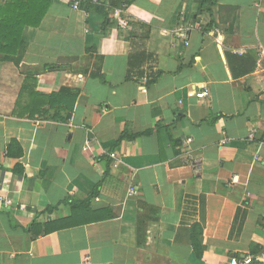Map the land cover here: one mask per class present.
<instances>
[{"label": "crops", "instance_id": "crops-1", "mask_svg": "<svg viewBox=\"0 0 264 264\" xmlns=\"http://www.w3.org/2000/svg\"><path fill=\"white\" fill-rule=\"evenodd\" d=\"M48 1L20 61H0V264L264 252V0H96L107 19ZM60 88L78 91L69 116L29 95Z\"/></svg>", "mask_w": 264, "mask_h": 264}, {"label": "trees", "instance_id": "trees-1", "mask_svg": "<svg viewBox=\"0 0 264 264\" xmlns=\"http://www.w3.org/2000/svg\"><path fill=\"white\" fill-rule=\"evenodd\" d=\"M132 0H115V8L125 10L126 6L131 3ZM48 0H0V61H8L17 64L25 50L26 43L23 40V32L26 28H37L46 12L49 8ZM86 12H94L101 14L107 19V12L104 11L102 5L93 0H83L81 6ZM149 33V26L144 23H136L131 27V36L139 37L140 39L146 38ZM61 67L59 64L44 65L41 70L53 71L59 70ZM32 74V73H28ZM98 76L100 77L99 73ZM129 78V74L127 76ZM78 91H71L66 88H60L57 92L51 94H39L32 91L29 93L41 100L43 106H49L56 111L67 110L68 116L70 115ZM47 112V111H45ZM67 116V117H68ZM53 118H56L54 114ZM84 202L74 203V206L85 207ZM73 206V205H72ZM73 206V208H74ZM34 226L33 228H35ZM196 229L202 231V226L197 225ZM47 229H45V232ZM40 231L34 230L33 235L38 236ZM193 241V240H192ZM197 243H194L195 255L199 256L201 249L199 250ZM256 262L252 261L251 263Z\"/></svg>", "mask_w": 264, "mask_h": 264}, {"label": "built area", "instance_id": "built-area-1", "mask_svg": "<svg viewBox=\"0 0 264 264\" xmlns=\"http://www.w3.org/2000/svg\"><path fill=\"white\" fill-rule=\"evenodd\" d=\"M83 0H71V7L72 8H75V9H78L80 8L81 4H82ZM93 2H96V0H93ZM117 14V13H116ZM118 23L119 25L121 26H126L127 25V22L124 18H118ZM177 34L180 35L181 37H185V32H186V28L184 26H179L177 29ZM208 95V89L206 87H203L201 88L200 90H195L194 88L188 90L186 92V96L188 98H196V99H202V98H205L206 96ZM253 134H250L249 137H252ZM187 142H190L191 141V138H187L186 140ZM228 139H223L222 140V143H225L227 142ZM109 156L111 158H115L116 157V154L114 152H110L109 153ZM194 162H196L194 159L193 161L189 162L191 164H195ZM195 170H198L197 168H195ZM237 180V176H233L231 178V182H236ZM138 194V190L136 187H131L129 190H128V195L129 196H135ZM0 201L3 202L5 205H9L10 204V201L8 198H4L2 196H0ZM252 261H259V262H262L264 263V252L262 253H259V254H256V255H247L241 259H236V258H231L230 260V264H250Z\"/></svg>", "mask_w": 264, "mask_h": 264}]
</instances>
